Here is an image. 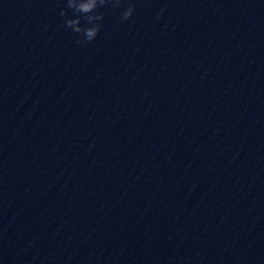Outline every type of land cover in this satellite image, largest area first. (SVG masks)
I'll list each match as a JSON object with an SVG mask.
<instances>
[{"label": "clouds", "instance_id": "clouds-1", "mask_svg": "<svg viewBox=\"0 0 264 264\" xmlns=\"http://www.w3.org/2000/svg\"><path fill=\"white\" fill-rule=\"evenodd\" d=\"M123 0H66L67 9L73 10L78 15L75 18H67L65 25L71 28L73 32L82 34L83 41L78 40L77 43H88L93 41L101 28L103 14L98 11L99 8L112 4L114 8L121 6ZM135 11V5L129 4L121 15L122 21L130 19ZM61 16L67 17V10H62ZM85 23L82 25L81 21Z\"/></svg>", "mask_w": 264, "mask_h": 264}]
</instances>
